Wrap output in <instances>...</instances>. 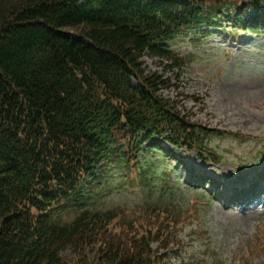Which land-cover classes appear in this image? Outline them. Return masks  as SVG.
I'll list each match as a JSON object with an SVG mask.
<instances>
[{"label":"trees","instance_id":"1","mask_svg":"<svg viewBox=\"0 0 264 264\" xmlns=\"http://www.w3.org/2000/svg\"><path fill=\"white\" fill-rule=\"evenodd\" d=\"M263 15L264 0H0V264H168L198 208L127 215L96 206L103 182L155 153L221 164L210 141L227 133L192 122L142 60L179 68L182 33L226 16L258 33Z\"/></svg>","mask_w":264,"mask_h":264},{"label":"rangeland","instance_id":"2","mask_svg":"<svg viewBox=\"0 0 264 264\" xmlns=\"http://www.w3.org/2000/svg\"><path fill=\"white\" fill-rule=\"evenodd\" d=\"M226 26L227 31L201 29L180 35L172 43L174 55L182 62L179 68L166 59L146 56L142 60L146 75L158 72L170 79L162 95L176 102L192 122L244 136L212 138L211 145L226 162L202 166L195 154L183 152L178 158L182 156L187 165L181 168L171 158L146 157L143 163L151 166L146 168L155 176L150 184L132 183L116 172L107 177L105 195L95 202L105 208L124 206L128 215L130 210L139 212L145 201L171 198L188 210L196 199L183 187L189 182L191 166L198 174L221 177L217 195L218 188L199 184V190L209 194L200 207L204 220L180 222L178 231L184 241L171 245L168 264H264V186L257 182L264 176L260 172L264 169V33L234 32L233 26ZM165 164L174 168L176 180L160 184L158 175L166 171ZM250 180L260 189H251ZM169 187L177 193H169ZM252 192L259 197L245 202L243 198ZM179 214L182 217L181 210ZM153 248L161 250L157 242Z\"/></svg>","mask_w":264,"mask_h":264}]
</instances>
